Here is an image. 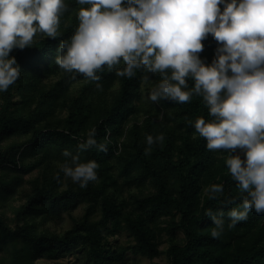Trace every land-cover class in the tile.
<instances>
[{
	"label": "trees",
	"instance_id": "1",
	"mask_svg": "<svg viewBox=\"0 0 264 264\" xmlns=\"http://www.w3.org/2000/svg\"><path fill=\"white\" fill-rule=\"evenodd\" d=\"M64 2L68 7L60 17V35L52 39L40 34L33 47L14 48L10 56L21 75L0 92V207L19 191L25 200L12 206V217L0 211V264H35L67 255L73 257L60 264H123L129 254L153 259L160 253L163 232L171 241L168 264H264V214L250 211L246 221L231 229L225 215L222 235H210L214 225L205 213L227 212L241 203V194L225 163L229 153L209 151L188 123L197 117L211 119L202 98L194 95L184 104L151 102L140 119L145 82L140 71L127 79L105 66L101 80L93 82L59 68L55 58L60 40L73 34L78 9L87 7L77 0ZM202 44L198 55L210 64L217 42L209 34ZM93 128L97 142H107L106 153L96 147L80 150ZM159 134L165 137L163 144H154L145 155L146 136ZM65 150L82 162H97V180L82 189L65 177L59 167ZM231 154L244 159L241 150ZM34 170L38 174L24 190L23 175ZM57 173L59 181L54 179ZM213 183L223 185L216 200L204 191ZM147 186L153 191L140 195L137 190ZM125 191L132 200L122 197ZM80 205L84 211L72 217L68 228L48 227L49 221L56 223ZM179 230L182 239L177 238ZM122 232L131 241L114 246L110 237Z\"/></svg>",
	"mask_w": 264,
	"mask_h": 264
},
{
	"label": "clouds",
	"instance_id": "2",
	"mask_svg": "<svg viewBox=\"0 0 264 264\" xmlns=\"http://www.w3.org/2000/svg\"><path fill=\"white\" fill-rule=\"evenodd\" d=\"M78 25L60 40L55 63L66 72L101 80L100 72L115 70L118 77L132 79L140 71L152 81L147 99L184 104L202 98L211 119L189 120L206 148L226 150L225 163L241 194V203L227 212L209 209L213 221L210 235L219 238L227 227L248 219L250 211L264 214V0H77ZM223 5V10L219 7ZM64 0H0V92L19 79L21 70L14 48L33 47L43 34L56 39ZM217 42L214 59L205 64L199 57L208 35ZM122 65V67H118ZM158 76L159 79L150 78ZM192 81L191 86L188 80ZM96 88L102 91V85ZM96 130L87 133L80 150L96 147ZM163 134L147 135L145 155L163 144ZM241 150L240 155L231 153ZM60 172L80 188L97 180L94 160L82 162L65 150ZM59 181V173L54 176ZM210 200L219 199L223 185L204 189Z\"/></svg>",
	"mask_w": 264,
	"mask_h": 264
},
{
	"label": "rangeland",
	"instance_id": "3",
	"mask_svg": "<svg viewBox=\"0 0 264 264\" xmlns=\"http://www.w3.org/2000/svg\"><path fill=\"white\" fill-rule=\"evenodd\" d=\"M152 87V82H144V85H142V91H141V99L138 102V106L139 107H143V110L140 111V113L138 114V117L140 119H143L146 116V112H145V108H147V104L151 103L150 100L147 99V93L150 90V88ZM157 104V103H156ZM141 121V120H139ZM38 170H34L30 173H27L25 175H23L24 177V182H23V187L24 190H27L28 187L31 186L32 180L33 178L38 174L37 173ZM135 191V190H134ZM139 192L140 195H147L149 194L151 191H153V187L152 186H147L145 188H142L141 190H137ZM136 193V191H135ZM15 198L12 199H8L4 202H1V207H0V211H4V215L7 217H12V206H16L20 203H23L24 197H23V192L19 191L18 193H16V195L14 196ZM122 197H124L126 200H132L133 197L130 196L128 194L127 191H125L122 195ZM84 211V207L82 205H80L78 208H76L71 215L67 214V213H63V217L61 220L57 221L56 223L49 221L47 223L48 227L52 228V229H56L57 231H63L64 229L68 228L71 224H72V217H77L80 216L82 214V212ZM177 238L178 239H182L183 238V231H177L176 233ZM170 236V235H169ZM169 236L163 232L162 233V237H161V242H160V253L154 257L153 259H149L146 257H141L138 255H133V254H129V256L126 258L125 262L123 264H152V263H159V264H168V255H167V247L170 244V240H169ZM110 241L114 244V246H125L127 245V243H129L131 241V238L128 236L127 233L122 232L121 234H117L113 237H110ZM73 257V255H67L65 258L61 259V260H47V259H39L35 262V264H60L61 262H67V260L71 259Z\"/></svg>",
	"mask_w": 264,
	"mask_h": 264
},
{
	"label": "built area",
	"instance_id": "4",
	"mask_svg": "<svg viewBox=\"0 0 264 264\" xmlns=\"http://www.w3.org/2000/svg\"><path fill=\"white\" fill-rule=\"evenodd\" d=\"M242 152V151H241Z\"/></svg>",
	"mask_w": 264,
	"mask_h": 264
}]
</instances>
